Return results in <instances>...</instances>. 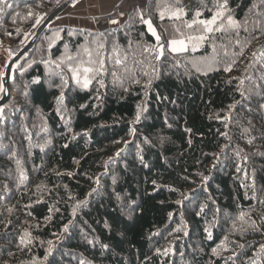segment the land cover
<instances>
[{
  "label": "trees",
  "instance_id": "16d2710c",
  "mask_svg": "<svg viewBox=\"0 0 264 264\" xmlns=\"http://www.w3.org/2000/svg\"><path fill=\"white\" fill-rule=\"evenodd\" d=\"M65 2L0 0V45ZM9 89L0 264H264V0L49 23Z\"/></svg>",
  "mask_w": 264,
  "mask_h": 264
},
{
  "label": "crops",
  "instance_id": "0c3cea01",
  "mask_svg": "<svg viewBox=\"0 0 264 264\" xmlns=\"http://www.w3.org/2000/svg\"><path fill=\"white\" fill-rule=\"evenodd\" d=\"M147 4L148 0H75L55 15L51 25L102 31L125 23L135 9L146 17ZM116 6L120 7L116 18H108ZM11 57L12 52L8 47H0V99L5 91V74Z\"/></svg>",
  "mask_w": 264,
  "mask_h": 264
},
{
  "label": "water",
  "instance_id": "95a60500",
  "mask_svg": "<svg viewBox=\"0 0 264 264\" xmlns=\"http://www.w3.org/2000/svg\"><path fill=\"white\" fill-rule=\"evenodd\" d=\"M69 3H64L58 10L54 11L52 14H50V16L47 17V19L43 22V24H41L37 31L36 34L34 36L33 39H31L20 51L17 55H15L13 57V59L9 62L7 69H6V74H5V86L8 88V91L4 93L3 97L0 99V106L4 105L6 103V101L8 100V98L11 95L10 89H9V84H10V77H11V71H12V67L14 65V63L31 47L34 46L35 44V40L36 38L39 36V34L42 33V31L45 29V27L51 23V21L54 19L55 15H57L59 13V11Z\"/></svg>",
  "mask_w": 264,
  "mask_h": 264
},
{
  "label": "rangeland",
  "instance_id": "374dc122",
  "mask_svg": "<svg viewBox=\"0 0 264 264\" xmlns=\"http://www.w3.org/2000/svg\"><path fill=\"white\" fill-rule=\"evenodd\" d=\"M149 26H150V28L151 29H153V27H152V24L151 23H149ZM36 29L35 30H32V32L34 33H36ZM32 39V38H31ZM31 39H29V41L31 40ZM28 41V42H29ZM1 42V41H0ZM2 46H4V45H0V47H2ZM7 47V46H6ZM188 48V45H187V42H186V40H183V39H180V40H174V41H172L171 42V44H170V49L172 50V51H181V50H185V49H187ZM10 50V49H9ZM13 58V57H12ZM10 61H11V59H10ZM4 95V94H3ZM3 97V96H2ZM1 97V98H2Z\"/></svg>",
  "mask_w": 264,
  "mask_h": 264
},
{
  "label": "built area",
  "instance_id": "2783aa9c",
  "mask_svg": "<svg viewBox=\"0 0 264 264\" xmlns=\"http://www.w3.org/2000/svg\"><path fill=\"white\" fill-rule=\"evenodd\" d=\"M75 0H66L67 3L71 4L73 3ZM120 11V7L116 6L114 9V12L110 15H108L107 17L110 19L116 18V15L118 14V12Z\"/></svg>",
  "mask_w": 264,
  "mask_h": 264
}]
</instances>
